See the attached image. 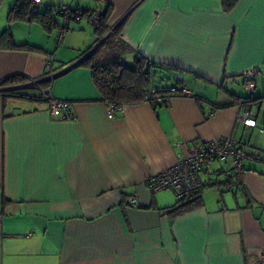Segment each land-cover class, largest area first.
<instances>
[{"label":"crops","instance_id":"1","mask_svg":"<svg viewBox=\"0 0 264 264\" xmlns=\"http://www.w3.org/2000/svg\"><path fill=\"white\" fill-rule=\"evenodd\" d=\"M67 1L70 9H108L106 31L83 16L61 44L56 28L53 39L24 42L10 31L15 44L37 50L0 45V80L46 79L52 56L53 77L42 88L68 103L55 117L39 88L15 98L3 92L17 85L0 86V264H264L260 164L237 173L230 161L207 163L200 204L178 215L167 210L173 192L142 184L199 142L229 137L264 150L250 140L264 133V0H237L228 10L222 0ZM136 55L154 63L151 84L155 75L175 82L180 74L191 95L117 106L109 118L90 67L132 65ZM252 67L255 88L245 95L242 73ZM245 113L256 126L237 120ZM131 195L138 204L128 203Z\"/></svg>","mask_w":264,"mask_h":264},{"label":"built area","instance_id":"2","mask_svg":"<svg viewBox=\"0 0 264 264\" xmlns=\"http://www.w3.org/2000/svg\"><path fill=\"white\" fill-rule=\"evenodd\" d=\"M41 0H29L27 3L30 11L35 12L38 8ZM67 8H60V13L64 14V25H67L69 19H74L78 21L82 15L81 13L73 15V17L67 15ZM92 23V26L98 27L99 25V14L89 13L86 16ZM66 27H60L57 34V43L61 44ZM53 57L50 56L47 60V67L50 70L49 75L46 79H51L53 76L51 71V63ZM153 64L151 61H147L145 69L143 72L152 74ZM257 69L252 67L243 71L242 76L244 80V89L246 92H250L255 88V76L257 74ZM174 84L167 90H157L151 88L146 96V101H149L154 107L162 103H166L167 100L175 95L178 96H188L191 95L190 91L183 78L180 74L174 77ZM31 84L34 81H30ZM40 100H45L49 107V112L55 117H61V110L65 109L68 105L66 101L58 100L51 95L50 88L40 89ZM117 106L113 104L107 105V115L109 118L114 117V109ZM238 121L243 124L254 127L256 126L255 119L250 116L249 113L238 116ZM260 131L264 129L260 128ZM179 155V154H178ZM230 161L233 165L235 172L240 173L245 170L246 162H256L264 167V152L248 146H237L234 141L229 137L221 139H211L205 142H199L194 144L185 153H180L177 161L171 166L165 167L161 171L156 173H151L147 175L143 180L142 184L144 188L149 190V192H157L168 190L173 192L177 200H181L192 195L199 193L202 189V182L199 177L200 171L204 166L211 161ZM128 203L130 205L138 204L137 196L131 195L128 198Z\"/></svg>","mask_w":264,"mask_h":264},{"label":"trees","instance_id":"3","mask_svg":"<svg viewBox=\"0 0 264 264\" xmlns=\"http://www.w3.org/2000/svg\"><path fill=\"white\" fill-rule=\"evenodd\" d=\"M237 0H222L224 8L230 9V7L234 6ZM28 0H15L13 6L9 9L8 12V22L17 21V20H27L34 21L42 25L43 28L47 29L49 32L53 29L60 27H66V30L69 29L68 25L70 21L74 19H69L67 25H64L65 21L62 24L58 23L55 19V15L59 14L62 17H65L64 14L60 13V8H67V15L73 17V15L81 13L84 16H87L89 13H98L99 14V25L95 27L97 31L100 33H104L106 31L107 25L106 20L108 17V9L105 11H88V10H80V9H70L68 5L59 6L58 10L52 9V7L38 10L36 12H30L28 10ZM40 5V3H39ZM39 7V6H38ZM55 14V15H54ZM76 21V20H75ZM9 29L4 30L0 34V45L5 42H8L12 48L17 49H30L37 50L38 48L30 45L28 43L23 44H15L12 41L11 33L8 31ZM89 59V55L82 59L81 63H87L86 61ZM132 65H126L119 61H111L105 64L100 65H92L91 69V77L94 82V86H96L97 90L100 93L101 100L107 105L113 104L115 106H121L126 104H134L141 101H144L151 87V74L143 72L147 63L146 58L141 55H136L133 59ZM154 65V64H153ZM50 79L38 80L31 84L30 81H27L26 77L22 75H11L4 77V79L0 80V86H4L7 84L17 85L18 88H9L8 90H4L5 96L15 97V98H25L29 97L28 94H19L17 92L18 89H42V85L46 82V85ZM47 89V88H45ZM245 101H249L250 97H243ZM261 152H264L262 150ZM203 187V186H202ZM197 194H192L184 199L177 200L174 205L169 207L168 213L171 215H178L189 211L195 207H197L199 203V197Z\"/></svg>","mask_w":264,"mask_h":264},{"label":"rangeland","instance_id":"4","mask_svg":"<svg viewBox=\"0 0 264 264\" xmlns=\"http://www.w3.org/2000/svg\"><path fill=\"white\" fill-rule=\"evenodd\" d=\"M50 2V0H42V2ZM57 1V0H54ZM76 1L78 0H68L67 2H69L70 4H72V6H74L76 4ZM15 0H0V32L9 29L8 31L10 32H14L16 38H15V42H24L25 40H28L31 38L34 39H42L43 36H49L52 39L55 36V33H53V31H48L47 29L43 28L42 25L40 24H31V23H26V22H16L15 20L12 22H8V11L9 9L12 7V4H14ZM41 2L39 6V8L41 7V5H43ZM55 15V14H54ZM56 19H59V17L57 15H55ZM62 20V18H60ZM84 23H86V21H84ZM12 25V28H10ZM33 25V26H32ZM10 32V33H11ZM163 78V79H162ZM159 80V81H158ZM174 81L172 79H170L168 76L162 75V77L159 76H154L153 77V82L152 84L157 87H163L165 88L166 86L172 85ZM17 92L19 94H31L33 92V90L31 89H23L20 88L17 90ZM242 94H247V92H245V90L241 91ZM260 119H264V110L260 111ZM264 127V126H261ZM252 138L250 139L252 142L255 141V144H257L258 142H262L264 143V133H259V132H253L252 133ZM257 142V143H256Z\"/></svg>","mask_w":264,"mask_h":264},{"label":"water","instance_id":"5","mask_svg":"<svg viewBox=\"0 0 264 264\" xmlns=\"http://www.w3.org/2000/svg\"><path fill=\"white\" fill-rule=\"evenodd\" d=\"M60 1H61L60 3H62L64 5V1L65 0H60ZM10 88H18V86H13V87H10Z\"/></svg>","mask_w":264,"mask_h":264}]
</instances>
